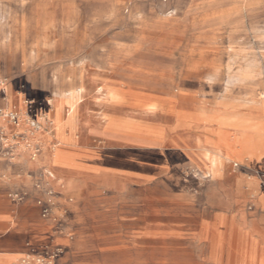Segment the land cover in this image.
Here are the masks:
<instances>
[{
  "label": "rangeland",
  "instance_id": "374dc122",
  "mask_svg": "<svg viewBox=\"0 0 264 264\" xmlns=\"http://www.w3.org/2000/svg\"><path fill=\"white\" fill-rule=\"evenodd\" d=\"M158 1L0 0V89L22 85L27 94L34 89L42 97L84 94L101 78L122 94L143 97L144 109L159 111L154 120L162 124L173 121L168 110L240 127L262 124L264 0H173L175 8L163 17L154 12ZM244 69L250 77L241 74ZM152 98L161 106L148 103ZM21 99L22 107L11 112L0 104V201L7 204L19 149L32 159L40 152L23 142L39 130L41 119H32L27 108L32 105ZM187 175L199 171L193 167ZM50 196L52 203L37 204L44 205L41 217L51 226L70 229L69 258L63 264H264V242L252 244L235 233L223 246L189 240L136 246L115 234L111 241L106 232L114 225L106 221L103 197ZM204 204L200 194L187 202L194 212ZM64 251L51 248L41 255V264H58ZM211 253L217 262L208 260Z\"/></svg>",
  "mask_w": 264,
  "mask_h": 264
},
{
  "label": "crops",
  "instance_id": "0c3cea01",
  "mask_svg": "<svg viewBox=\"0 0 264 264\" xmlns=\"http://www.w3.org/2000/svg\"><path fill=\"white\" fill-rule=\"evenodd\" d=\"M154 7L163 17L174 3L159 0ZM92 84V90L73 99L42 97L34 89L29 95L22 85L0 89L5 110L22 107L24 98L32 105L29 116L41 119L39 130L23 141L40 152L32 159L19 149L12 162L10 204L0 201V264H36L34 258L61 246L66 251L58 264L69 258L70 229L60 232L41 217L50 194L58 200L103 197L106 221L114 225L106 232L111 241L115 234L136 246L183 240L223 246L235 233L252 244L264 242V132L256 124L240 127L169 110L173 121L162 124L154 120L159 111L144 109L143 97L122 94L107 79L95 78ZM148 103L160 107L162 101ZM193 167L199 175L188 176ZM192 194L204 199L198 212L187 206ZM167 197L179 203L162 201ZM218 258L211 253L208 260Z\"/></svg>",
  "mask_w": 264,
  "mask_h": 264
},
{
  "label": "bare ground",
  "instance_id": "6f19581e",
  "mask_svg": "<svg viewBox=\"0 0 264 264\" xmlns=\"http://www.w3.org/2000/svg\"><path fill=\"white\" fill-rule=\"evenodd\" d=\"M4 7L6 8L7 6H5L4 5ZM57 7V6H56ZM2 11H4V9L2 8L1 9ZM5 11H6V9H5ZM15 11V10H14ZM13 11V12H14ZM8 13H9V11H8ZM1 14H3L4 15V13H1ZM2 15V16H3ZM16 16V15H15ZM8 17V16H7ZM10 18V16L8 17V19ZM7 19V18H6ZM14 19H16V18H14ZM6 22V21H5ZM17 26V25H16ZM7 28V27H6ZM9 32V31H8ZM20 32V31H19ZM9 36V35H8ZM37 42V41H36ZM20 45V44H19ZM33 46V45H32ZM45 46V45H44ZM29 49V48H28ZM32 49V48H31ZM66 51V50H65ZM260 58V57H259ZM262 58V57H261ZM28 60H29V58H28ZM68 64V63H67ZM263 69V68H262ZM241 74L244 76V77H250V74H251V72H249V70L248 69H244V70H242L241 71ZM264 74V73H263ZM83 80V79H82ZM82 83V82H81ZM80 83V84H81ZM87 85V84H86ZM3 86V85H2ZM85 87V86H84ZM83 87V88H84ZM101 87V86H100ZM81 88V87H80ZM79 92V91H78ZM80 93V92H79ZM78 93H75V92H67V93H65V95L64 96H68V98L69 99H73L76 95H77ZM116 95H118V94H116ZM108 96V95H107ZM110 96L112 97V98H114L115 97V95H114V93L112 94V92L110 93ZM262 107V106H261ZM27 108H29V107H27ZM8 111H10L11 112V108L10 109H7ZM150 112H153L152 110H150ZM262 126H264V122L262 123V124H258V125H256V130L258 131V132H264V129L262 128ZM262 141V140H261ZM118 174V173H117ZM105 189V188H104ZM230 264V263H229Z\"/></svg>",
  "mask_w": 264,
  "mask_h": 264
},
{
  "label": "built area",
  "instance_id": "2783aa9c",
  "mask_svg": "<svg viewBox=\"0 0 264 264\" xmlns=\"http://www.w3.org/2000/svg\"><path fill=\"white\" fill-rule=\"evenodd\" d=\"M0 117H1V111H0ZM13 117H14V115H13V114H10V119H14ZM13 199H15L16 201H20V200H21V196H19V195H14V196H13ZM34 260H35L37 263H39V264H41V263H43V262L45 261V259L42 258V257H36V258H34Z\"/></svg>",
  "mask_w": 264,
  "mask_h": 264
}]
</instances>
